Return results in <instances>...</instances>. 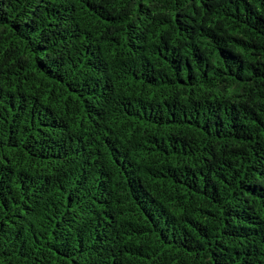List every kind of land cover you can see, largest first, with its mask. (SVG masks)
Returning a JSON list of instances; mask_svg holds the SVG:
<instances>
[{"label": "trees", "instance_id": "1", "mask_svg": "<svg viewBox=\"0 0 264 264\" xmlns=\"http://www.w3.org/2000/svg\"><path fill=\"white\" fill-rule=\"evenodd\" d=\"M0 264H264V0H0Z\"/></svg>", "mask_w": 264, "mask_h": 264}]
</instances>
